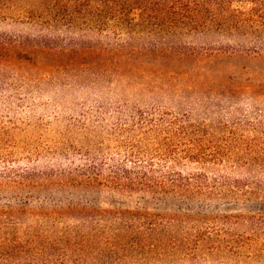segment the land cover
Listing matches in <instances>:
<instances>
[{
	"label": "rangeland",
	"instance_id": "1",
	"mask_svg": "<svg viewBox=\"0 0 264 264\" xmlns=\"http://www.w3.org/2000/svg\"><path fill=\"white\" fill-rule=\"evenodd\" d=\"M128 2L0 0V250L15 242L36 254L49 242L78 256L81 210L203 220L180 219L177 239L212 233L224 216L264 219V53L150 56L157 36ZM117 168L204 186L154 196L115 181ZM133 261L264 264L201 248Z\"/></svg>",
	"mask_w": 264,
	"mask_h": 264
},
{
	"label": "trees",
	"instance_id": "2",
	"mask_svg": "<svg viewBox=\"0 0 264 264\" xmlns=\"http://www.w3.org/2000/svg\"><path fill=\"white\" fill-rule=\"evenodd\" d=\"M128 3L139 9L140 22L157 36L147 51L150 56L183 61L206 55L264 53L260 37L264 32V0H129ZM236 3L247 6L238 8L234 6ZM211 35L238 40L253 36L248 42L222 46L204 41ZM186 157L201 164L196 154L188 153ZM113 175L117 182L123 179L128 190H141L154 196L169 193L190 196L200 193L204 186L193 181L194 176L185 179V183L174 179L150 183L146 170L135 173L117 168ZM90 212H77L76 217L89 229L88 236L79 240L76 232H72L79 243L78 256L68 255L49 242L35 247L37 251L33 254L14 242L0 250V264H132L133 259L137 263L149 259L161 261L167 252H195L199 248L208 255L217 254L229 260L264 258L263 218L224 216L216 220L218 227L212 233L195 228L191 237L177 239L174 232L180 219L191 220L197 227L203 220L178 217L162 223L160 216L128 210ZM103 221L110 225H97ZM108 233L112 235L110 240L102 241ZM62 243L67 244L66 240Z\"/></svg>",
	"mask_w": 264,
	"mask_h": 264
}]
</instances>
